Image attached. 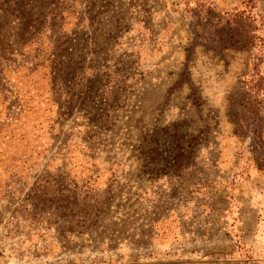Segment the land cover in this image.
Masks as SVG:
<instances>
[{
    "label": "rangeland",
    "instance_id": "obj_1",
    "mask_svg": "<svg viewBox=\"0 0 264 264\" xmlns=\"http://www.w3.org/2000/svg\"><path fill=\"white\" fill-rule=\"evenodd\" d=\"M60 1L0 0V264H242L264 0Z\"/></svg>",
    "mask_w": 264,
    "mask_h": 264
},
{
    "label": "built area",
    "instance_id": "obj_2",
    "mask_svg": "<svg viewBox=\"0 0 264 264\" xmlns=\"http://www.w3.org/2000/svg\"><path fill=\"white\" fill-rule=\"evenodd\" d=\"M55 11L62 13H76L77 15H82L90 14V12L94 11V9L90 6H87L86 4L82 5L81 7V4L80 6H76L73 1L71 2L69 0H61L59 7H57ZM79 27L80 28H78L77 34H73V39L69 40L71 44L70 47H67V52L70 53L69 56H72L74 54L81 56V25H79ZM68 45L69 43L67 44V46Z\"/></svg>",
    "mask_w": 264,
    "mask_h": 264
},
{
    "label": "crops",
    "instance_id": "obj_3",
    "mask_svg": "<svg viewBox=\"0 0 264 264\" xmlns=\"http://www.w3.org/2000/svg\"><path fill=\"white\" fill-rule=\"evenodd\" d=\"M255 236L258 240L253 246L245 245L237 249L233 247V250H238L236 253L240 255L233 259L242 264H264V230Z\"/></svg>",
    "mask_w": 264,
    "mask_h": 264
},
{
    "label": "trees",
    "instance_id": "obj_4",
    "mask_svg": "<svg viewBox=\"0 0 264 264\" xmlns=\"http://www.w3.org/2000/svg\"><path fill=\"white\" fill-rule=\"evenodd\" d=\"M74 4H75V5H80V4H82V3H81V1L78 0V1H75ZM74 14H76V13H74Z\"/></svg>",
    "mask_w": 264,
    "mask_h": 264
}]
</instances>
